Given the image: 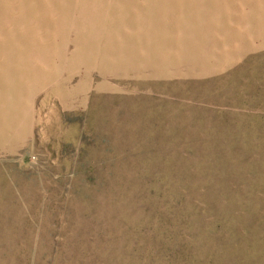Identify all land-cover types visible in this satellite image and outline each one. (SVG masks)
Listing matches in <instances>:
<instances>
[{
    "label": "rangeland",
    "instance_id": "374dc122",
    "mask_svg": "<svg viewBox=\"0 0 264 264\" xmlns=\"http://www.w3.org/2000/svg\"><path fill=\"white\" fill-rule=\"evenodd\" d=\"M0 264H264V0H0Z\"/></svg>",
    "mask_w": 264,
    "mask_h": 264
}]
</instances>
